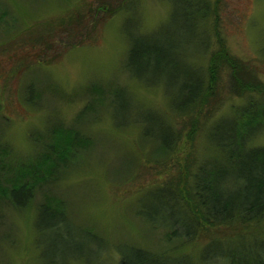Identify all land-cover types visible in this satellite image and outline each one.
<instances>
[{
  "label": "rangeland",
  "instance_id": "1",
  "mask_svg": "<svg viewBox=\"0 0 264 264\" xmlns=\"http://www.w3.org/2000/svg\"><path fill=\"white\" fill-rule=\"evenodd\" d=\"M185 1L197 0H0V189H9L15 178L32 180V174L20 175L29 164L41 162L38 156L44 151L43 143L51 140L50 128L78 130L90 139L86 146H70V154L62 160L50 154L57 164L46 180L36 181L35 193L24 206L0 197V264L43 263L35 228L43 201L61 203L76 232L100 236L95 240L88 235L83 251L74 255L82 258L71 264L111 262L119 246L126 244L200 263L207 240L169 238L167 228L147 222L138 213L154 202L151 194L174 170L171 162L178 163L186 145L164 150L143 134V123L133 122L155 116L176 128L182 114L171 109L169 82L160 79L147 86L125 67L126 31H158V37L171 32L192 35L179 18ZM204 1L210 10L193 30L204 31L209 45L198 53L197 63L206 67L219 35L230 54L255 66L264 82V0ZM98 7L103 12L93 19L92 11ZM90 11V16L83 15ZM77 16V23L83 22L81 30L75 24ZM60 21L64 22L59 25ZM64 26L70 34L58 41ZM42 37L44 42L33 41ZM78 39L79 44H74ZM184 48L190 49L186 60L191 67L196 52L189 42ZM151 73L148 76L154 77ZM228 73V69L220 72L216 93L223 100L217 110L212 99L184 112L189 115L193 110L194 119L182 142L198 162L219 155L209 138L214 121L247 100V95L227 89ZM94 84L102 91L91 90ZM116 87L126 93L113 96ZM212 106L214 112L209 111ZM147 124L149 129H159L157 120ZM257 141L264 144V134ZM218 235H230L224 239L230 244L264 245V221L251 223L237 234L221 230Z\"/></svg>",
  "mask_w": 264,
  "mask_h": 264
},
{
  "label": "trees",
  "instance_id": "2",
  "mask_svg": "<svg viewBox=\"0 0 264 264\" xmlns=\"http://www.w3.org/2000/svg\"><path fill=\"white\" fill-rule=\"evenodd\" d=\"M208 6L203 0L183 3L179 18L188 25L187 28H191V36H176L171 32L169 35L158 37V31L157 33L126 31L129 48L125 67L128 72L147 86L158 84L160 79L169 82L172 85V89L168 91V95H172L171 109L177 114H182L178 117L176 128L155 116L153 118L145 116L133 122L143 123V134L157 141L164 150L171 151L177 146L186 145L182 156L176 159L178 163L171 162L172 166H175L174 170L167 174L157 192L151 194L154 202L148 207L142 206L138 213L147 222L167 228L169 238L187 241L202 238L207 240L200 252L199 264H264V245L244 247L230 244L224 241L230 239V235L227 238L218 235V231L220 233L221 230L237 234L251 223L264 221V144L257 141L258 137L264 134V82L255 66L230 54L218 34L217 48L210 49L206 67L203 68L197 63L196 56L207 48L209 40L204 31L198 34L193 29L195 24L199 26L200 19L208 14L210 10ZM117 7L120 8L119 5ZM95 11H92L93 19L102 13L103 9L98 7ZM104 11L108 14L110 10ZM90 14L91 11L83 15ZM193 15L197 18L194 19ZM78 18L79 16L75 24H78L81 30L83 22L77 23ZM63 22L60 21L58 24L61 25ZM66 28L67 26H64L59 30L62 37L60 36L58 41L69 36L70 32ZM82 34L87 35L85 31ZM33 41L41 43L45 40L42 37ZM78 41L79 39L76 40ZM76 42L73 43L79 44ZM186 42H189L196 52L190 58L194 64L190 61L191 67L186 60L190 51L184 48ZM46 47L48 48L49 44ZM223 69H228L229 72L227 89L237 95H247V100L232 112L221 115L214 121L209 138L218 149L219 155L198 162L188 153L187 143L182 142L185 132L193 128L191 121L194 119V116L190 115L193 110L189 115H184V112L202 104L203 100L216 101L218 104L216 110L218 109L223 98L218 100L219 94L216 90ZM151 71L154 77L148 76V72ZM30 89L31 86L28 99L32 98ZM90 89L95 93L102 91L96 84ZM122 92L126 93L122 88L116 87L112 90V95L116 97ZM115 101L120 102V107L123 104L121 99ZM214 108L210 107L209 111L214 112ZM150 120H157L159 129L153 130L145 126ZM113 121L116 124V120ZM50 131L52 141L47 140L43 143L44 151L38 156L41 162L37 164L30 162L31 164L26 166L22 171L24 173L20 175L32 174V180L15 178L16 183H11L9 189L4 187L0 189V197H5L14 206L22 207L32 198L36 181L47 179V174L57 164L56 158L62 160L64 156L69 155L70 146H86L90 143V139L78 130L57 125L50 128ZM7 151L10 152L8 149ZM1 152L6 150L1 148ZM51 153H54L56 158H52ZM177 155L178 153L175 157ZM43 202L38 205L35 221V228L40 236L38 242L42 264H71V261H80L82 257L76 258L74 255L83 249L86 237L94 236L97 240L100 236L90 232H76L61 208V203L53 205ZM104 248V246L101 248L102 252ZM116 254V258L111 262L99 258L103 262L96 264H189L186 257H171L130 244L119 246ZM81 261L88 264L84 260Z\"/></svg>",
  "mask_w": 264,
  "mask_h": 264
}]
</instances>
